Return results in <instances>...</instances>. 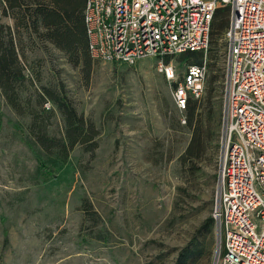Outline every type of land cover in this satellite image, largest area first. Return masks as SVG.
I'll return each instance as SVG.
<instances>
[{"label":"rangeland","instance_id":"rangeland-1","mask_svg":"<svg viewBox=\"0 0 264 264\" xmlns=\"http://www.w3.org/2000/svg\"><path fill=\"white\" fill-rule=\"evenodd\" d=\"M2 6L0 25L13 27ZM22 46L30 79L21 92L24 114L0 99V264H175L196 236L204 250L197 264H213L222 239L215 225L209 235L200 232L213 220L218 190L223 36L207 56L198 54L208 62L198 113L212 138L197 174L191 163L180 161L192 132L157 59L134 66L92 59L91 65L76 66L35 36L30 41L25 35ZM41 87L63 91L100 133L94 153L76 147L66 161L42 155L49 174L39 167L31 149L41 152L26 135L31 109L41 110ZM42 109L54 110L48 134L61 138L60 113L49 102ZM85 200L98 224L84 213ZM99 233L107 241L98 240Z\"/></svg>","mask_w":264,"mask_h":264},{"label":"built area","instance_id":"built-area-1","mask_svg":"<svg viewBox=\"0 0 264 264\" xmlns=\"http://www.w3.org/2000/svg\"><path fill=\"white\" fill-rule=\"evenodd\" d=\"M228 8L220 165L213 220L222 245L213 264H264V0H87L84 22L94 60L134 66L157 59L185 113L205 93L211 24ZM170 58L169 62L166 60Z\"/></svg>","mask_w":264,"mask_h":264},{"label":"trees","instance_id":"trees-1","mask_svg":"<svg viewBox=\"0 0 264 264\" xmlns=\"http://www.w3.org/2000/svg\"><path fill=\"white\" fill-rule=\"evenodd\" d=\"M86 1L0 0L3 5L2 16L14 20L13 27L0 25V99H3L16 114H24L21 92L26 83L30 81L26 74L27 67L22 46L25 35L30 41L35 36L40 42L51 43L55 48L64 52L69 61L76 66L92 64L84 22ZM229 15L228 8L216 11L211 24L210 46L216 44L228 28ZM180 58L188 63H201L198 54L195 53L183 54ZM169 61L170 58L166 60V62ZM36 101V107L41 110L31 109L30 124L26 135L41 152L40 154L34 148L31 149L43 171L50 173L43 156L47 158L55 156L58 160L66 161L76 147H82L88 153H94L98 149L99 131L77 113L63 91L41 87V93ZM47 102L60 113L63 122L61 138L51 137L48 134L54 110L49 112L42 109ZM199 102L201 100L191 101L185 112L186 126L191 130L192 138L186 152L180 158L183 164H192L194 169L192 174L200 172L201 168L198 165L206 155L212 138L198 113ZM208 105L211 109L210 101ZM83 211L94 223L101 222L97 214L90 213L91 204L88 200L84 202ZM213 225V220L208 219L200 235H209ZM96 238L107 241V238L100 233ZM201 246L196 236L180 251L175 264H197L204 253Z\"/></svg>","mask_w":264,"mask_h":264}]
</instances>
